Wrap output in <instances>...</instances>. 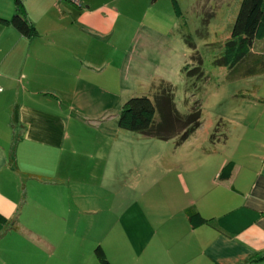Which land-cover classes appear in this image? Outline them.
I'll return each instance as SVG.
<instances>
[{"label":"crops","instance_id":"obj_1","mask_svg":"<svg viewBox=\"0 0 264 264\" xmlns=\"http://www.w3.org/2000/svg\"><path fill=\"white\" fill-rule=\"evenodd\" d=\"M157 1L22 0L37 29L31 38L0 22V214L6 218L0 219V264H52L51 238L60 234L52 225L74 222L67 202L83 190V175L94 180L87 160L106 155L109 142L122 156L131 147L124 134L113 136V125L95 151L94 141L81 140L76 95L89 91L75 83L72 70L94 63V33H110L121 15ZM15 13L13 0H0L1 18ZM254 79L251 89L234 95L241 99L239 119L224 138L200 140L193 137L197 129L169 156L163 151L176 140L148 142L158 147L146 150L148 158L161 162L138 176V236L147 240L138 264H264V74ZM228 162L231 175L222 178ZM112 172L103 167L101 175ZM189 207L208 222L192 227Z\"/></svg>","mask_w":264,"mask_h":264},{"label":"rangeland","instance_id":"obj_2","mask_svg":"<svg viewBox=\"0 0 264 264\" xmlns=\"http://www.w3.org/2000/svg\"><path fill=\"white\" fill-rule=\"evenodd\" d=\"M240 1L179 0L182 15L178 16L170 0H158L151 8L142 4L144 7L130 9L128 16L121 15L110 33H94V63L85 60L72 70L75 83L89 91L76 95V114L83 121L74 129L81 140L94 141L95 151L106 136L111 137L107 134L111 125L113 136L119 134L116 117L127 99L142 93L151 96L160 89L170 92L182 115L199 101L201 125L194 138L212 136L215 140L232 132L241 100L234 95L240 96L241 88L251 89L256 83L253 78L237 80L235 75L232 80L230 69L221 65ZM88 49L92 47H82L84 53ZM123 134L131 146L125 149V156L120 153L122 148L109 142L106 155L94 160L87 157V166H94V180L83 175V190L75 201L69 198L67 202L66 211L74 222L52 225L60 233L51 238L57 250L49 254L52 264L74 260L76 264H100L95 254L99 245L112 264H138L139 248L147 243L144 233L138 236V176L140 170L154 168L161 161L148 158L151 152L147 151L158 147L149 148V141L138 135ZM181 144L173 143L163 152L168 151L169 156ZM103 167L114 171V176H102ZM70 248L76 250L74 254L62 253Z\"/></svg>","mask_w":264,"mask_h":264},{"label":"trees","instance_id":"obj_3","mask_svg":"<svg viewBox=\"0 0 264 264\" xmlns=\"http://www.w3.org/2000/svg\"><path fill=\"white\" fill-rule=\"evenodd\" d=\"M13 1L15 15L11 19L0 17V22L12 24L26 37H34L37 35V29L26 18L22 0ZM170 1L175 14L181 16L179 0ZM262 39H264V0H241L231 35L225 43V53L221 62V65L230 69L229 78L235 75L237 80L254 79L264 74V40ZM2 90L1 88L0 92ZM116 118L117 125L114 127L119 134L138 135L148 141L176 140V143H181L200 127L201 109L197 101L186 115H182L176 109L170 92L160 89L151 96L142 93L130 97L125 101ZM233 166V162L225 164L220 176L228 178ZM186 216L192 227L208 222L192 207L186 209ZM0 219L6 218L0 214ZM95 254L100 264H112L100 245L95 248Z\"/></svg>","mask_w":264,"mask_h":264},{"label":"built area","instance_id":"obj_4","mask_svg":"<svg viewBox=\"0 0 264 264\" xmlns=\"http://www.w3.org/2000/svg\"><path fill=\"white\" fill-rule=\"evenodd\" d=\"M75 1V0H74ZM0 90H1V88H0Z\"/></svg>","mask_w":264,"mask_h":264}]
</instances>
